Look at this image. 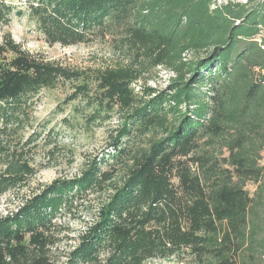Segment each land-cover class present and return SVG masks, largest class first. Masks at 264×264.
<instances>
[{"label":"trees","instance_id":"trees-1","mask_svg":"<svg viewBox=\"0 0 264 264\" xmlns=\"http://www.w3.org/2000/svg\"><path fill=\"white\" fill-rule=\"evenodd\" d=\"M24 1L49 44L112 37L128 61L74 69L4 34L0 102L72 83L90 122L121 119L107 152L0 215V264H263L264 0ZM13 11L0 0L1 25ZM161 68L174 76L160 89L147 75ZM0 154L1 197L38 168L24 149ZM83 211L92 221L61 259L73 238L60 219Z\"/></svg>","mask_w":264,"mask_h":264},{"label":"rangeland","instance_id":"rangeland-1","mask_svg":"<svg viewBox=\"0 0 264 264\" xmlns=\"http://www.w3.org/2000/svg\"><path fill=\"white\" fill-rule=\"evenodd\" d=\"M5 1L14 6V11L8 25L0 24V42H3L4 34L10 33L16 42L31 53L41 54L64 66L86 71L116 66L128 61L125 54L116 50V41L112 37L100 38L89 44L51 45L39 30L35 19L28 14V5L24 0ZM225 1L218 0L219 3ZM17 10H22L23 14L16 13ZM147 77L150 85L160 89L169 83L168 75L161 70L148 73ZM73 87L72 83L60 82L56 88H45L24 97L20 104L12 102L8 105L0 102V146L24 149L38 168V172L28 177L24 185H18L0 197V215L17 209L40 186L57 177L78 174L86 160L107 152L110 133L120 123V113L114 111L110 120L99 119L90 122L88 119L92 108L87 106L85 100L76 99L69 102ZM16 104L17 115L11 116L8 109L16 107ZM27 141L30 142L26 145ZM262 155L264 164V150ZM4 160V155L0 154V169ZM247 188L253 192L255 185L250 182ZM60 221L65 225L64 237L73 238H64L57 248V254L63 259L64 252L75 245L79 234L92 221V217L83 211L79 217L66 216ZM145 264L184 263L175 259H154Z\"/></svg>","mask_w":264,"mask_h":264},{"label":"built area","instance_id":"built-area-1","mask_svg":"<svg viewBox=\"0 0 264 264\" xmlns=\"http://www.w3.org/2000/svg\"><path fill=\"white\" fill-rule=\"evenodd\" d=\"M185 57L187 58L188 55L186 54ZM160 70H161L162 72H165V75H168L167 78H169V80H170L171 77L174 76V72L171 71V70H168V69H166V68H161ZM169 80H168V81H169Z\"/></svg>","mask_w":264,"mask_h":264}]
</instances>
